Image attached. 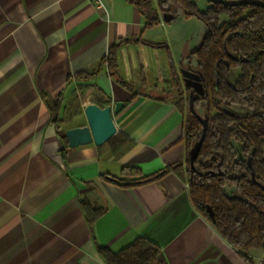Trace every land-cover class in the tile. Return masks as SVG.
Wrapping results in <instances>:
<instances>
[{
  "label": "crops",
  "instance_id": "crops-1",
  "mask_svg": "<svg viewBox=\"0 0 264 264\" xmlns=\"http://www.w3.org/2000/svg\"><path fill=\"white\" fill-rule=\"evenodd\" d=\"M136 1L96 8L90 0H0V264H107L99 245L117 252L139 236L156 242L167 264H246L193 206L176 172L130 187L109 179L124 166L149 176L187 157L186 110L163 96L171 62L183 81L184 66ZM113 45L114 72L101 63ZM93 68L87 80L76 76ZM75 93L109 100L113 109L122 103L113 119L131 141L120 157L106 142L66 144L61 131L87 124L82 104L86 121L77 108L65 125ZM84 200L104 210L93 223ZM251 255L264 260L263 249Z\"/></svg>",
  "mask_w": 264,
  "mask_h": 264
},
{
  "label": "trees",
  "instance_id": "trees-1",
  "mask_svg": "<svg viewBox=\"0 0 264 264\" xmlns=\"http://www.w3.org/2000/svg\"><path fill=\"white\" fill-rule=\"evenodd\" d=\"M137 5L148 19V26L161 24L160 13L176 17L178 9L186 17L196 16L206 28V34L193 54L198 60V73L205 94L195 100V111L208 120L205 139L200 152L190 163V150L200 139L201 120L191 110L188 102L184 122L183 141L187 146L185 163L171 165L159 172L144 176L135 166H124L121 177L111 178L119 185L130 187L155 181L170 171L180 175L188 186L191 203L235 249L246 264H256L251 252L263 249L264 243V0L258 3L226 5L212 3L200 11L196 0H137ZM221 15H226L221 20ZM163 20V18H162ZM164 22V20H163ZM116 46H111L101 63L114 72L118 66ZM172 87L180 90V74L171 62ZM231 66H239L241 73L234 85L227 79ZM98 68L77 73L80 80H87ZM127 88L130 86L121 82ZM184 83V81H183ZM185 91L191 88L185 86ZM190 99V98H189ZM239 104L251 113L238 115L221 107V104ZM95 104L104 108L110 101L96 97ZM204 107L205 114L198 112ZM63 98L54 102V122L59 128ZM214 111V113H213ZM60 134L68 144L64 131ZM130 138L119 131L105 144L120 157L129 148ZM234 142L241 145L240 154ZM235 188V195L227 193ZM87 219L95 222L104 213L102 208L81 202ZM99 253L107 264H167L161 247L145 236H139L129 245L114 252L102 245ZM264 264V260L262 261Z\"/></svg>",
  "mask_w": 264,
  "mask_h": 264
},
{
  "label": "rangeland",
  "instance_id": "rangeland-1",
  "mask_svg": "<svg viewBox=\"0 0 264 264\" xmlns=\"http://www.w3.org/2000/svg\"><path fill=\"white\" fill-rule=\"evenodd\" d=\"M158 0H152V5L154 7L157 6ZM198 9L200 11H205L210 5L208 0H196ZM161 18V23H163L162 15L159 14ZM226 15H221V20H225ZM159 28L164 33V40L171 45V55L173 59L178 62L180 65L183 63L185 69H189L192 72H198V60L197 57L193 54L194 50L200 46L207 28L204 22L196 16L186 17L184 12L181 9H178L176 17L171 22H164L163 24L158 25ZM188 53V54H186ZM241 73V69L239 66H231L227 72V79L230 84L234 85ZM151 82L157 81L158 73L156 70H152L150 75ZM136 77V76H135ZM137 78V77H136ZM135 78V79H136ZM180 78L182 81V76L180 74ZM163 96H172L174 100L179 102L183 108L188 113V102H189V92L185 91L184 83L182 81L180 90H176L173 87H170L164 92ZM92 95L88 94H79L75 93L74 97L69 103V107L67 112L64 113L65 117V125H67L71 120H75L76 114L75 110L80 108V116L78 119H81L85 122L86 118L84 115V109H82V104H91ZM221 107L227 109L231 112H234L238 115H246L251 113V109L239 104H227L223 102ZM198 112L201 115L205 114L204 107H198ZM214 113V111H213ZM61 117V116H60ZM76 119V120H78ZM64 125V127H65ZM87 125V124H86ZM235 149L240 154L241 145L238 142H234ZM105 146H107L105 144ZM227 193L229 195H235L234 187H227Z\"/></svg>",
  "mask_w": 264,
  "mask_h": 264
},
{
  "label": "water",
  "instance_id": "water-1",
  "mask_svg": "<svg viewBox=\"0 0 264 264\" xmlns=\"http://www.w3.org/2000/svg\"><path fill=\"white\" fill-rule=\"evenodd\" d=\"M212 3H222L226 5H236L243 3H258V0H208ZM164 22H171L175 16L172 14H163ZM181 73L184 77L185 86L191 88L189 96V105L194 114L201 120L203 124L202 134L200 139L194 144L190 150V163L194 164L197 158L202 143L205 139L208 120L206 117L200 116L194 107L195 100L205 94V88L201 82V76L198 72H192L189 69L181 68ZM122 107V103H116L114 109L112 105L104 108L97 104L91 103L85 107V115L87 125L67 129L65 134L70 146H80L94 142L97 146L103 145L117 134L118 128L113 119V111L118 112ZM264 250V243H263Z\"/></svg>",
  "mask_w": 264,
  "mask_h": 264
},
{
  "label": "built area",
  "instance_id": "built-area-1",
  "mask_svg": "<svg viewBox=\"0 0 264 264\" xmlns=\"http://www.w3.org/2000/svg\"><path fill=\"white\" fill-rule=\"evenodd\" d=\"M92 4L96 8H103L104 7V0H90ZM259 264H262V261L259 262Z\"/></svg>",
  "mask_w": 264,
  "mask_h": 264
}]
</instances>
